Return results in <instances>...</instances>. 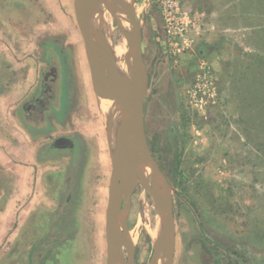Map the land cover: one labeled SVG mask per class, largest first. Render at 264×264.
Here are the masks:
<instances>
[{
    "label": "rangeland",
    "instance_id": "374dc122",
    "mask_svg": "<svg viewBox=\"0 0 264 264\" xmlns=\"http://www.w3.org/2000/svg\"><path fill=\"white\" fill-rule=\"evenodd\" d=\"M177 2L188 24L189 47L172 56L161 0H130L142 31L147 74L140 120L171 195L173 264H264V0ZM113 27L109 44L116 46L125 38L114 20ZM62 34L76 50L80 75L75 87L82 85L81 97L87 100L78 115L91 120L78 128L90 143L84 155L89 170L73 193L72 211L59 218L51 213L55 189L44 187L48 204L35 209L38 217L12 218L8 201L18 189L13 191L9 171H0V264H29L32 247L38 256L32 264L106 261L111 173L88 177L95 170L91 144L98 141L99 125L104 127L94 112L97 99L73 0H0V127L4 131L12 125L14 105L38 81L45 42ZM76 161L82 162L80 157ZM157 180L165 191L159 175ZM25 189L20 194H28ZM164 220L158 201L138 185L126 222V234L133 239L127 238L131 250L124 248L127 264H150ZM30 226L34 232L28 234ZM157 227L160 235L154 239L150 231Z\"/></svg>",
    "mask_w": 264,
    "mask_h": 264
},
{
    "label": "water",
    "instance_id": "95a60500",
    "mask_svg": "<svg viewBox=\"0 0 264 264\" xmlns=\"http://www.w3.org/2000/svg\"><path fill=\"white\" fill-rule=\"evenodd\" d=\"M86 2L87 0H73V9L83 41L92 90L97 100L104 98L110 102L114 115L123 124L119 144L111 160L112 173L105 212V264H127L124 248L131 250V246L126 238V222L130 211L131 196L138 185H141L158 201L159 210L165 218L163 232L154 249L150 264L158 263L159 260H164V264H173L175 232L171 195L165 179L149 152L140 120L142 106L147 95V74L141 49V27L132 8L129 13L125 14L118 0H106L110 17L125 38L128 53L133 61L129 86H133L134 92L132 96H129L121 87L113 84L107 74L102 71L101 62L97 58V47L98 44H107V42L104 39L100 41L94 32L90 17L97 13L90 10ZM132 159L133 169L128 172V164ZM148 163H151L156 177L159 175L162 178L165 191L148 183L145 177ZM118 185L121 187L119 193L116 190Z\"/></svg>",
    "mask_w": 264,
    "mask_h": 264
},
{
    "label": "flooded vegetation",
    "instance_id": "af4514ba",
    "mask_svg": "<svg viewBox=\"0 0 264 264\" xmlns=\"http://www.w3.org/2000/svg\"><path fill=\"white\" fill-rule=\"evenodd\" d=\"M66 38L65 35H56L45 42L40 61L44 67L39 71L36 84L30 85L28 97L21 101L16 111L19 124L29 131L31 139L36 141L42 138L45 141L36 148L37 164L57 165V173L62 175L59 187L46 185L47 188L55 189L53 199L50 198L53 204L55 203L51 212L55 218L67 214L69 210L72 211L70 204L73 193H77L78 188L84 185V174L86 176L88 172L85 170H89L86 156L90 143L84 139L83 132L78 128L85 127L84 123L91 120L85 121L78 115L87 100L81 97L82 85L79 83L80 87H75L76 77L79 78L80 75L76 66L78 56L72 43H67ZM34 133L36 136L32 135ZM105 138L101 146L99 141L91 144V149L94 147L98 152L94 151L90 157L94 158L95 170L91 171L88 177L93 176V173L101 177L104 159L109 162L108 174L112 173L110 149ZM77 157L81 158V164L76 161ZM66 192L68 194L63 205L61 199ZM37 257L36 249L32 247L29 264L36 261Z\"/></svg>",
    "mask_w": 264,
    "mask_h": 264
},
{
    "label": "crops",
    "instance_id": "0c3cea01",
    "mask_svg": "<svg viewBox=\"0 0 264 264\" xmlns=\"http://www.w3.org/2000/svg\"><path fill=\"white\" fill-rule=\"evenodd\" d=\"M26 91L28 93L26 96L27 98L30 92V85L28 86ZM21 101L22 100H17V102ZM21 103L14 105V111H17V108ZM96 111H98L102 119L104 115L102 116L97 103H95L94 110V112L97 114ZM10 120L12 125H7L6 130H4L5 132L3 131L2 125L0 127V171H9V174L11 175V186L14 188L13 191H15V188L18 189L16 193H13L14 195L12 196V199L8 201L12 206V218H21L22 216L24 218H28L32 213H34V217H36L35 209L39 205L43 206L45 204H48L44 198L45 194L44 192H42V188H47L46 185L59 187L60 181L62 180V175L61 173H57V171L59 170V167H57V165H50V163L47 165L37 164L36 148L45 141L42 138L33 141L30 137L29 131L19 124L16 113L14 114V116H11ZM99 126L101 128V133L98 136L99 144L101 146L104 142L103 139L106 137L105 139L107 141V145L110 149L111 155V142L113 138H109V134L105 132L104 126V129L101 127V124ZM3 134H6L8 138H3ZM32 135L36 136L35 133ZM94 151L96 153L98 152L96 151V148H94ZM41 162H43V159ZM108 164V159L107 161L105 159L103 172L101 173L102 178L108 175ZM102 185L103 183L100 184V186ZM22 187L24 189L26 187L25 190H27L28 188V194H20V190ZM30 206H32V209H29ZM3 215L4 214L1 213L0 217H3ZM96 219H99V215L96 216L95 222ZM34 227L35 226H30V228H27L29 229L27 230L28 234L34 232ZM17 233H19V230L17 231Z\"/></svg>",
    "mask_w": 264,
    "mask_h": 264
},
{
    "label": "bare ground",
    "instance_id": "6f19581e",
    "mask_svg": "<svg viewBox=\"0 0 264 264\" xmlns=\"http://www.w3.org/2000/svg\"><path fill=\"white\" fill-rule=\"evenodd\" d=\"M86 4L90 10L97 13V15L90 17L91 26L94 32L97 34L100 41L104 39L107 42V44L100 43L97 47V58L101 62L102 71L107 74L109 80L113 84L121 87L126 93H128L129 96H132L134 88L133 86H129V83H131L130 80L133 72V61L126 50L124 39H121L116 46L109 44V36L114 33V27L113 19L110 17L108 12L107 2L106 0H87ZM118 4L125 14L131 11L130 0H118ZM97 105L102 116L104 115L101 122L105 127L106 133L109 134L110 139L113 138L111 142L110 155L112 160L119 144L123 124L114 115L111 104L106 99H98ZM133 163V159L130 160L128 164V172L133 169ZM147 168L150 169V167L147 165L145 169V177L147 178L148 183L160 189V181L157 180L156 175L149 172ZM120 188L121 187L119 185L116 188L118 193L121 191ZM150 235L152 238L156 239L160 235L159 227L151 230ZM131 237V234H126V238L132 242L133 239ZM157 262L158 263L155 264H162L161 260Z\"/></svg>",
    "mask_w": 264,
    "mask_h": 264
},
{
    "label": "built area",
    "instance_id": "2783aa9c",
    "mask_svg": "<svg viewBox=\"0 0 264 264\" xmlns=\"http://www.w3.org/2000/svg\"><path fill=\"white\" fill-rule=\"evenodd\" d=\"M163 28L170 55L177 56L189 47L186 19L179 14L177 0H161Z\"/></svg>",
    "mask_w": 264,
    "mask_h": 264
}]
</instances>
